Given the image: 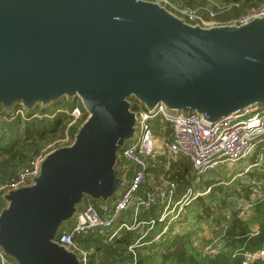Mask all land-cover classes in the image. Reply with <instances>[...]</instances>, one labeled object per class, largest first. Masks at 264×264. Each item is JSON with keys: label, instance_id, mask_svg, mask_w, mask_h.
<instances>
[{"label": "water", "instance_id": "water-1", "mask_svg": "<svg viewBox=\"0 0 264 264\" xmlns=\"http://www.w3.org/2000/svg\"><path fill=\"white\" fill-rule=\"evenodd\" d=\"M64 96L87 114L72 142L0 195V249L16 264H82L57 237L90 198L107 207L126 186L116 164L136 134L129 98L208 122L264 107V11L202 26L156 0H0V112Z\"/></svg>", "mask_w": 264, "mask_h": 264}, {"label": "built area", "instance_id": "built-area-1", "mask_svg": "<svg viewBox=\"0 0 264 264\" xmlns=\"http://www.w3.org/2000/svg\"><path fill=\"white\" fill-rule=\"evenodd\" d=\"M156 1L161 2L167 8L168 5L172 6L169 8L172 11H174L173 9L176 11L187 10L190 14L187 15L188 19H185L192 24L202 26L226 24V22L218 23L219 21L206 20L199 12L197 14L189 7L179 6L168 0ZM253 8L255 9L233 18L227 23L240 24L258 16L264 11V2L260 1ZM215 15L216 12H209L211 18H214ZM134 111L137 118L136 134L134 139L121 149L120 153L122 158L130 162L132 174L126 186L122 189L120 195L115 198L112 206L103 214L100 213L99 208L93 203L89 202V200L86 201L77 213L73 225L68 229H61L57 237V241L60 244L79 254L82 264H88L87 252L76 241L78 235L110 228L120 218L122 212L128 208L133 209L134 214H136L139 208H149L153 205L163 204L164 207L159 220L164 219L168 215L170 210H166V208L174 195L177 184L171 179H165L164 187L154 186L152 189H142L143 184L155 182L154 173L150 171V158L157 152L154 122L167 124L171 130L170 136L163 141L162 146L167 159L166 170L171 158L181 156L191 162L192 169L196 174L201 175L209 169L215 168L220 163L236 162L251 155L258 143L264 142V107L261 108L257 105L222 116L214 122L206 121L202 115L195 111L176 112L167 109L163 104H159L152 109L138 106ZM67 112L69 117H71L70 122L67 124L68 126L74 124L82 116L80 108L77 106ZM36 115H29V112L20 105L14 106L9 111H1L0 132L5 122L16 118L26 121ZM65 135L63 139L59 140L67 142L69 135L67 133ZM43 155V152H39L30 160L26 167L16 172L15 177L0 185V192L3 193L8 189L29 184L30 179L38 174L39 164ZM253 191L261 195L260 190L254 187ZM184 199L176 201L173 208L180 202L187 204L189 199ZM165 202L166 204L164 205ZM250 207L251 202L246 203L240 209L239 215H246ZM153 222L151 220L148 223L151 226ZM123 225L120 224L119 227ZM221 244L222 240L217 242L216 239L203 252L216 254ZM234 255L241 257V264H251L254 261L262 260L264 259V244L255 250H239ZM0 264L16 263L0 249Z\"/></svg>", "mask_w": 264, "mask_h": 264}, {"label": "trees", "instance_id": "trees-1", "mask_svg": "<svg viewBox=\"0 0 264 264\" xmlns=\"http://www.w3.org/2000/svg\"><path fill=\"white\" fill-rule=\"evenodd\" d=\"M168 1L177 4L173 0ZM186 1L189 5L194 2V0ZM206 1H208L207 4L203 0L202 8L210 7L209 10H206L207 15L210 11L216 12L215 10L219 9L221 4L231 5L219 18L226 19L238 16L246 8L256 6L261 0ZM75 105L77 103L73 102L68 108L71 109ZM79 106L82 108L81 104ZM136 108L137 105H134L133 109ZM53 110L51 109L49 112L52 114ZM62 115H55L53 118H44L43 120L33 118L22 121V119L16 118L2 125L0 132V185L15 177L16 172L26 167L30 160L39 153V146L36 144L37 138L41 140L45 134L56 137L62 135L64 130H66L65 133L68 132L73 137L77 126L74 124L68 126L65 121L66 117ZM86 116L87 114L84 112L78 119L79 122L81 123ZM70 118L68 117V119ZM20 126L24 129L25 139L33 135L35 138L15 146L13 136L19 134ZM2 155H7V157L1 159ZM122 159L125 165L130 164L128 160ZM131 174L129 171L128 179H130ZM178 185L185 186L186 183H179ZM250 192V189L247 188V197H249ZM201 200L203 201V197L192 199L195 207L184 215V220L181 219L183 211L179 212L174 220H170L171 218L168 216L159 220L163 211V204L139 208L136 214H134L133 209L128 208L122 212L120 218L110 228L78 235L76 241L87 252L88 264H241V257L234 255L237 251L255 250L264 244L263 195L251 203L250 214L246 218L239 215L240 210L237 208V201H233L232 208L228 211L229 216L226 219L225 217H215L216 222H220L221 219L226 221L221 238L222 244L216 254L204 253L202 248L200 249L195 245L196 235L200 228L198 222L201 218H213L214 206L211 205L212 202L203 207ZM93 204L97 205L95 202ZM4 206L5 201L0 196V209ZM197 206L203 208L201 212L198 211ZM225 208L227 209V207ZM99 211L101 214L104 213L101 208ZM151 220L154 222L150 226L148 222ZM120 224L124 225L119 227ZM251 224H255L257 228L253 229ZM251 264H264V259L254 261Z\"/></svg>", "mask_w": 264, "mask_h": 264}, {"label": "rangeland", "instance_id": "rangeland-1", "mask_svg": "<svg viewBox=\"0 0 264 264\" xmlns=\"http://www.w3.org/2000/svg\"><path fill=\"white\" fill-rule=\"evenodd\" d=\"M175 3L182 5V6H189L191 7L190 9H192L193 11H195L196 13L199 12L200 14H203V16L205 17L206 20H213V21H219L218 23H223V22H228L233 18L239 17V15L241 16L242 14L255 9L253 8L254 6H250L248 8H246L244 10V12L240 13L238 16H232L230 18H226V19H219L221 18V15L224 14L225 11H227L231 5H225V4H221L219 6V9L215 10L216 11V16L214 18H211V16H209V14L207 15L206 10L210 9V7H205L202 8V4H203V0H194V2L192 3V5L188 4L186 0H173ZM208 1L205 0V3L207 4ZM261 2H264V0H261ZM172 7V6H171ZM168 5V9L171 8ZM173 9V8H172ZM170 10V9H169ZM177 15L184 17L186 19H188V16L190 13H188V11L186 12L185 10H175L173 9ZM172 11V10H171ZM172 11V12H174ZM174 12V13H175ZM198 14V13H197ZM129 100L131 101V104L141 106L135 99L134 97L129 98ZM73 102H76L77 107L80 108V112L81 115L84 114V112L86 113V111L84 110V108L80 107L79 104H81L80 99L76 96L74 98H70L67 96L61 97L55 101H52L50 103H48L47 105L42 106L41 104H37V106L30 110L29 115H35L36 116L32 117L33 118H39V119H44V118H53L55 115H64L65 121L68 124L70 122L71 119H68L69 115L68 112L70 108H68V106H70ZM82 105V104H81ZM56 107H60V108H56ZM51 109H54L52 114L51 112H49ZM135 110V109H134ZM51 114V115H50ZM62 115V116H63ZM80 115V116H81ZM29 119V120H31ZM68 119V120H67ZM25 121V120H22ZM80 120H77L74 125L77 126V129L80 126ZM76 129V131H77ZM75 131V133H76ZM66 130H64V133L61 135H58L56 137H51L50 134H45L43 135L42 139L39 140L37 138V142L36 144L39 146L38 147V151L39 152H43V153H47L50 150L57 148L61 145H67L69 143L72 142L73 137L67 132L68 136V141L67 142H63L59 139H63L66 135ZM154 132H155V138H156V149H157V153L154 154L155 155V162H154V176H155V182L154 183H145V188L147 189H152L154 186H159V187H164L165 186V179H171L173 180L176 184L181 183V184H185L187 183L191 178V173H187L186 170L184 169L183 171L180 170H175L172 167H168V169L166 170V154L164 153L162 146H163V141L170 136V128L167 124H163L161 123L160 125H155L154 126ZM169 135V136H168ZM25 134H24V129L22 126H20L19 128V134L13 136L14 138V144L15 146H19V144L24 143L26 141H31L34 140V135L31 136L28 139L24 138ZM15 140H17L15 142ZM59 140V141H58ZM31 144V143H29ZM121 150L118 152L117 154L119 155L120 158V154ZM7 155H2L1 159L6 158ZM176 159H178V161L182 158L181 156H176ZM173 158V159H175ZM121 160L117 161V168H119L121 170V175H123L125 173V175L123 176V178L127 181V174L130 171V166H127L124 164L122 157L120 158ZM171 159V160H173ZM251 165V166H250ZM21 168V167H20ZM239 173V174H237ZM193 175V174H192ZM194 179L195 178H199L198 183H204L207 184L208 186H210V190L208 191V193L206 194V196H203V201L201 206H205L206 204H211L212 202L215 204H211L213 205L214 209L212 210V216L213 218L211 219V222L213 224H217V222H214V218L216 216H219L220 214H224L228 211H230V209L232 208V203L233 201H237V197H240L241 201L243 202V205H245L246 202L245 200H249V197L256 194V192L253 191V187L258 189V190H263L262 192L264 193V142H259L258 145L255 147L253 153L243 159H240L239 161L236 162H225V163H220L218 164L215 168L209 169L208 171H206L205 173L201 174V175H197L194 174V176H192ZM124 188V187H123ZM247 188L250 189V195L249 197L246 196V192H247ZM174 196V195H173ZM173 196L170 199L169 205L166 208V210H170L168 212V217L171 218L170 220H174L176 218V215L179 212L183 211V216H181V219L184 220V215L191 209H193L195 206L192 203L193 201H188L187 204L180 202V204H178L175 208H173V205L175 203V199L173 198ZM256 196V195H255ZM200 197V196H199ZM212 197V198H211ZM185 200V199H183ZM215 201V202H214ZM89 202L94 203L93 199L90 198ZM99 203H97V205H95L97 208H100L98 206ZM166 204V202L164 203V205ZM201 206H197L198 211H202V207ZM227 207V209L225 208ZM242 206H240L241 208ZM81 208H79L80 210ZM174 209V210H173ZM219 213V214H217ZM189 214V213H188ZM217 214V215H215ZM210 217V216H209ZM200 218V217H199ZM198 218V219H199ZM202 219V218H201ZM201 219H199L198 225L201 227L203 225H205V219L203 222H201ZM200 223V224H199ZM204 223V224H203ZM183 224V222H182ZM206 227V226H205ZM207 247V246H206ZM203 247V250H206L207 248ZM262 247V246H261Z\"/></svg>", "mask_w": 264, "mask_h": 264}, {"label": "crops", "instance_id": "crops-1", "mask_svg": "<svg viewBox=\"0 0 264 264\" xmlns=\"http://www.w3.org/2000/svg\"><path fill=\"white\" fill-rule=\"evenodd\" d=\"M156 124L160 125L158 122H154L153 126H155ZM170 132H171V130H170ZM175 157H173V158H175ZM173 158H171V159H173ZM154 160H155V155L150 158V171L152 173H153V170H154V162H155ZM189 162L190 161L188 159L183 158V157L179 161H178V159L175 158L173 160H170V162H169V166L168 167H172L173 169L180 170V171H183L185 169L187 173H191V176H190L191 179L186 183L185 186H179L178 183H177V187H176V189L174 191V196H173V198L176 201L183 200L184 198H188L189 200L191 199V201H192V199H195L196 197H199V196L203 197L204 195L206 196V194L208 193V189L210 188L207 184H204L203 182L202 183H198V181H199L198 177L195 178V179L192 177L196 173L192 169L191 162L190 163ZM127 166H130V164H128ZM237 174H239V173H237ZM142 189H145V184L142 185ZM262 191L263 190L260 191L261 195L254 194V195L249 197V200H245L246 202H244V203H249V202L252 203L257 198L262 197L264 195V193ZM113 201L114 200H112L110 202V204H108L107 207H104L102 205V203L98 204V206L100 208L102 207L101 209L105 208L104 209V213H105L112 206ZM240 206H244V205H243V202L241 201L240 197H237V208H239V210L242 208V207L240 208ZM217 214H219V213H217ZM217 214H215V215H217ZM249 214H250V209L247 211L246 215L243 216V218L248 217ZM227 216H229L228 212H226L225 214L222 213V214H220L219 216H216V217L217 218L218 217L219 218H222V217L224 218L225 217V219H226ZM210 218L212 219V217H210ZM210 218H204L205 219V225H203V226H201L199 228V230L197 232V235H196L195 245L198 248H200V249L203 248V247L209 246L210 244H213L216 239H217V242H219L221 240V238H222L223 233H224V229H225V226H226V224H225L226 221H223L221 219V221L217 222V224H213L211 222ZM202 219H201V222L204 221V219H203V221H202ZM74 222H75V218L73 220L69 221V222H66L62 226V229L70 228L73 225ZM214 222H216V221L214 220ZM251 226H252L253 229L257 228V226L255 224H251Z\"/></svg>", "mask_w": 264, "mask_h": 264}, {"label": "bare ground", "instance_id": "bare-ground-1", "mask_svg": "<svg viewBox=\"0 0 264 264\" xmlns=\"http://www.w3.org/2000/svg\"><path fill=\"white\" fill-rule=\"evenodd\" d=\"M255 105H257V106H259V107H261V108L263 107V106H261V105H259V104H255ZM255 105H252V106H255ZM250 106H251V105H250ZM244 108H245V107H244Z\"/></svg>", "mask_w": 264, "mask_h": 264}]
</instances>
